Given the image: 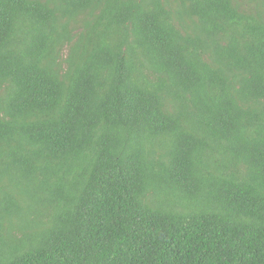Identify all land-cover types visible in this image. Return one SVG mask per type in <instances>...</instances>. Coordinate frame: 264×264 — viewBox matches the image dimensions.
<instances>
[{"label":"trees","instance_id":"16d2710c","mask_svg":"<svg viewBox=\"0 0 264 264\" xmlns=\"http://www.w3.org/2000/svg\"><path fill=\"white\" fill-rule=\"evenodd\" d=\"M0 264H264V0H0Z\"/></svg>","mask_w":264,"mask_h":264},{"label":"rangeland","instance_id":"374dc122","mask_svg":"<svg viewBox=\"0 0 264 264\" xmlns=\"http://www.w3.org/2000/svg\"><path fill=\"white\" fill-rule=\"evenodd\" d=\"M66 52V51H65Z\"/></svg>","mask_w":264,"mask_h":264}]
</instances>
